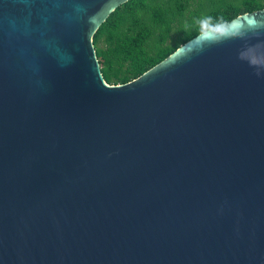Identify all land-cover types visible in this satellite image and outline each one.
<instances>
[{
  "label": "water",
  "instance_id": "1",
  "mask_svg": "<svg viewBox=\"0 0 264 264\" xmlns=\"http://www.w3.org/2000/svg\"><path fill=\"white\" fill-rule=\"evenodd\" d=\"M123 1L0 0V264H264V75L238 58L264 28L108 83L92 34Z\"/></svg>",
  "mask_w": 264,
  "mask_h": 264
},
{
  "label": "trees",
  "instance_id": "2",
  "mask_svg": "<svg viewBox=\"0 0 264 264\" xmlns=\"http://www.w3.org/2000/svg\"><path fill=\"white\" fill-rule=\"evenodd\" d=\"M262 7L264 0H125L92 34L100 71L112 83L127 81L200 32L197 19L218 23Z\"/></svg>",
  "mask_w": 264,
  "mask_h": 264
},
{
  "label": "clouds",
  "instance_id": "3",
  "mask_svg": "<svg viewBox=\"0 0 264 264\" xmlns=\"http://www.w3.org/2000/svg\"><path fill=\"white\" fill-rule=\"evenodd\" d=\"M195 23L198 25L201 34H205L209 30H215L220 39L212 41V43H220L225 39L240 38L247 39L250 36L259 35V30L264 28V18H250L246 25L236 28L235 30H225L222 23H214L210 16L197 19ZM185 29H189L191 25L185 24ZM195 49L194 51H199ZM238 58L245 61L257 76L264 75V42L255 44H246L239 52Z\"/></svg>",
  "mask_w": 264,
  "mask_h": 264
},
{
  "label": "rangeland",
  "instance_id": "4",
  "mask_svg": "<svg viewBox=\"0 0 264 264\" xmlns=\"http://www.w3.org/2000/svg\"><path fill=\"white\" fill-rule=\"evenodd\" d=\"M102 65H103V64H102ZM99 66H100V64H99ZM101 73H102V72H101ZM102 76H103V74H102ZM103 78H104V77H103ZM105 81L108 82V83H112V82H111V81H112L111 78H109V80H106V79H105Z\"/></svg>",
  "mask_w": 264,
  "mask_h": 264
}]
</instances>
